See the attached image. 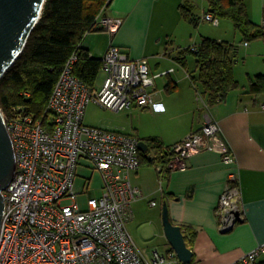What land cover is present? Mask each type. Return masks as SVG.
<instances>
[{
	"label": "built area",
	"instance_id": "obj_1",
	"mask_svg": "<svg viewBox=\"0 0 264 264\" xmlns=\"http://www.w3.org/2000/svg\"><path fill=\"white\" fill-rule=\"evenodd\" d=\"M106 8L95 24L112 36L120 21L107 15ZM202 20L214 27L219 24L211 13ZM76 61L73 53L65 62L42 118L35 117L26 104L13 107L8 115L0 110L15 157L13 177L2 191L0 264H180L173 251L153 250L146 256L128 230L132 205L143 198L130 180L140 168L138 139L83 123L90 103L116 113L133 106L152 108L154 78L173 70L150 75L145 58L130 59L122 49L109 45L100 60L102 81L90 88L74 76ZM22 96L27 101L30 94ZM204 151L218 153L230 169L215 208L218 231L228 234L246 215L237 160L218 123L208 120L200 130L171 145L168 168L183 170L186 159ZM81 160L88 161L102 180L101 195L97 198L89 191L85 210L73 191ZM154 168L161 177L162 167ZM262 256L264 243L241 261L264 264Z\"/></svg>",
	"mask_w": 264,
	"mask_h": 264
},
{
	"label": "crops",
	"instance_id": "obj_2",
	"mask_svg": "<svg viewBox=\"0 0 264 264\" xmlns=\"http://www.w3.org/2000/svg\"><path fill=\"white\" fill-rule=\"evenodd\" d=\"M243 2L250 20L261 25L264 0ZM181 5H189L198 18L195 27L182 18ZM208 11L207 0H112L105 13L120 21L119 29L112 36L103 31L87 34L81 49L86 50L91 59L101 60L108 46L113 45L130 59L145 58L150 75L173 70L154 78V106L149 109L133 106L121 111L139 119L135 124L130 121L128 126H120L115 132L130 133L139 141L156 138L164 147H170L211 120L218 123L221 137L237 160L246 216L228 234L218 231L219 221L215 214L230 172L221 163L218 153L204 151L192 155L185 160L183 170L170 168L169 174L161 177L154 166L140 165L130 180L143 198L132 205L133 217L128 223V230L139 249L146 256L153 250L162 254L170 251L162 227V203L165 201L172 223L183 228L187 237L189 232L195 233L191 264H244L241 261L244 255L264 243V94H249L248 85H240L223 102L208 105L200 86L190 80L194 60L190 65L187 59L186 69L177 62L179 52L198 45L200 38L219 41L197 32L198 41L190 44L189 26L200 31L207 24L202 17ZM259 42L251 47L240 42V46L245 49L246 56L251 57L257 53L259 45L264 50V39ZM258 74L264 75V70L253 76ZM99 76L102 77L100 73ZM98 77L95 82L100 84L102 79ZM168 84L173 88L172 93L167 92ZM165 115L173 122L163 123ZM139 242L150 245L147 252Z\"/></svg>",
	"mask_w": 264,
	"mask_h": 264
},
{
	"label": "trees",
	"instance_id": "obj_3",
	"mask_svg": "<svg viewBox=\"0 0 264 264\" xmlns=\"http://www.w3.org/2000/svg\"><path fill=\"white\" fill-rule=\"evenodd\" d=\"M112 0H45L40 18L31 31L23 51L13 65L0 78V110L8 115L13 107L28 105L31 113L42 118L47 99L67 59L77 54L73 74L92 88L101 69V61L91 59L81 49L84 37L101 30L95 19L102 8ZM213 16L228 19L242 36L244 43L264 39V28L254 24L243 0H207ZM182 18L196 26L198 18L189 5L180 6ZM237 46L228 42L201 38L198 45L181 50L176 58L182 68L187 67V57L194 58L195 68L190 80L200 86L208 105L223 102L227 95L239 88L234 78L237 60ZM167 85V92L173 88ZM23 92L30 94L26 101ZM248 93L264 94V75L248 78ZM139 141V140H138ZM148 145L146 155L139 153L140 165L162 167V174H169L168 165L172 159L156 138L144 139ZM183 231V228H182ZM184 240L192 250L195 233L189 237L183 231ZM170 251H173L170 249Z\"/></svg>",
	"mask_w": 264,
	"mask_h": 264
},
{
	"label": "water",
	"instance_id": "obj_4",
	"mask_svg": "<svg viewBox=\"0 0 264 264\" xmlns=\"http://www.w3.org/2000/svg\"><path fill=\"white\" fill-rule=\"evenodd\" d=\"M45 0H0V78L24 49L26 41L37 24ZM138 150L143 155L148 145L140 140ZM15 171L13 147L0 112V228L4 210L2 191L10 183ZM164 237L180 264H191L193 251L187 246L182 228L172 223L167 203H162Z\"/></svg>",
	"mask_w": 264,
	"mask_h": 264
},
{
	"label": "rangeland",
	"instance_id": "obj_5",
	"mask_svg": "<svg viewBox=\"0 0 264 264\" xmlns=\"http://www.w3.org/2000/svg\"><path fill=\"white\" fill-rule=\"evenodd\" d=\"M218 21L219 25L217 27H213L207 23L204 24L203 28H201L200 31H195L193 30L192 26H189L191 29L190 31L192 32V39L190 44H195L198 41L199 36L197 32H200L202 36H209L211 38L218 39L219 41L228 42L230 44L238 46L237 60L234 67V78L239 83V86H245L246 84L248 85L249 77H252L256 72L264 70V50L259 45L256 48L257 53H255L254 56L247 57L245 49L240 46V44L243 42L242 36L234 29L232 22L228 19L221 18H218ZM259 41H261V39H255L247 42V44L251 47L255 43V45L260 43ZM187 59L188 63H191L190 65H192L194 58L192 56H188ZM101 79L102 77L99 76L98 80ZM138 119L139 118L137 116H131L129 115V113L127 114V112L116 113L108 110H103L96 104L90 103L85 109L83 123L87 126L101 127L108 130L117 131L118 128H120V126L122 125L128 126L130 121H132V124H135L136 120L138 121ZM171 120L168 115H165V117L163 118V123H170ZM79 164L80 166L76 171L73 191L75 194H77V202L80 209L85 210L89 191L93 190L97 198L101 195L102 180L99 173L91 169L92 166L88 161L81 160ZM139 245L145 252H147L150 247V245H145L141 242H139ZM158 249L163 251L162 247H158ZM147 255H149L148 252Z\"/></svg>",
	"mask_w": 264,
	"mask_h": 264
}]
</instances>
